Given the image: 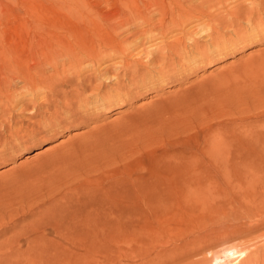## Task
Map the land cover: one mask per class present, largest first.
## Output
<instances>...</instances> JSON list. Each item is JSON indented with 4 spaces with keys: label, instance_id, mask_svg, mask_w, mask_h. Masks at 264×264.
I'll list each match as a JSON object with an SVG mask.
<instances>
[{
    "label": "rangeland",
    "instance_id": "1",
    "mask_svg": "<svg viewBox=\"0 0 264 264\" xmlns=\"http://www.w3.org/2000/svg\"><path fill=\"white\" fill-rule=\"evenodd\" d=\"M259 1L225 0L201 20L185 6L181 25L174 0H0V245L17 237L18 262L36 260L23 251L31 233L61 230L74 240L46 243L35 264H264ZM163 8L160 26L120 41L119 23ZM71 46L89 65L18 88L16 72Z\"/></svg>",
    "mask_w": 264,
    "mask_h": 264
},
{
    "label": "bare ground",
    "instance_id": "2",
    "mask_svg": "<svg viewBox=\"0 0 264 264\" xmlns=\"http://www.w3.org/2000/svg\"><path fill=\"white\" fill-rule=\"evenodd\" d=\"M78 2L80 1V0H77ZM76 0H73V4L74 5H77L78 4V2H77ZM178 5V8H177V10H178V12H177V17L175 18V17H173V19H172V21L173 22H171L170 20H169V22L170 23H172V24H175V23H177L178 21L180 22V24L182 25V21H184V19H185V17H186V15H185V13H187L188 11V9H186L185 10V8L187 7V8H189L190 9V11H192V13L194 12V14L195 13H197L198 15H199V17L197 18V20H201L202 19V16H204V17H206V18H209V17H214L215 16V12H220V9H222V7H224V1L225 0H174ZM230 1V0H229ZM232 2V1H231ZM239 2V1H238ZM65 3V2H64ZM236 3H237V1H236ZM245 3V2H244ZM261 3V0L259 1V4ZM69 4V3H68ZM242 4V3H241ZM251 4V3H250ZM258 4V3H257ZM262 4H264V3H262ZM247 5V4H246ZM256 5V4H255ZM175 6V5H174ZM176 6V7H177ZM186 6V7H185ZM79 7V6H78ZM83 7V6H82ZM239 7V6H238ZM166 8V7H165ZM169 8V7H168ZM172 8H174V7H172ZM225 8V7H224ZM234 8V7H233ZM167 9V8H166ZM226 10V9H225ZM235 10V9H234ZM234 10L232 11V10H230V12L232 11V13L234 12ZM241 10H243V9H241ZM240 10V11H241ZM249 10V9H248ZM247 10V11H248ZM253 10V9H252ZM228 11V10H227ZM236 11V10H235ZM238 11H239V8H238ZM244 11V10H243ZM242 11V12H243ZM246 11V10H245ZM244 11V12H245ZM254 11V10H253ZM170 12V11H169ZM173 12V11H172ZM224 12V11H223ZM255 12V11H254ZM190 13V12H189ZM237 13V12H236ZM235 13V14H236ZM239 13H241V12H239ZM256 13H258V11L256 10ZM142 14V13H141ZM157 14L158 15H160V18L158 19V21H156L152 16H150V14H147V15H149L150 17H146L145 16V18H143V19H141V20H138V21H136V22H132V21H130V22H124V23H119V25H117L119 28H121L122 29V31L124 32V33H126L124 36H123V38H121L122 40H120V41H122V42H126L127 44H128V39H130V38H135V36H137L138 34H143L144 33V31L149 27H156V25H157V23H159L158 24V26H160L161 25V21H163L164 20V16H165V14H164V8L163 9H160V10H158L157 11ZM167 14V13H166ZM175 14V13H174ZM226 14V13H225ZM246 14V13H245ZM244 13H243V15H245ZM138 15H139V13H138ZM157 15V16H158ZM169 15V14H168ZM185 15V16H184ZM191 15V14H190ZM198 15H196V16H198ZM233 16H235L234 15V13L232 14ZM237 16V18L235 17L233 20H228L229 22H230V24L231 23H237V20H238V18L240 19L241 18V16H243V15H238V13L236 14ZM201 16V17H200ZM228 16V15H227ZM232 16V17H233ZM247 16V15H246ZM172 17V16H171ZM219 17V16H218ZM232 17H231V19H232ZM190 18H192V17H190ZM244 18V17H243ZM134 19V18H133ZM196 19V18H195ZM212 18H210V21H212L211 20ZM214 19H215V17H214ZM214 19H213V21H214ZM220 19H222L221 18V16H220ZM228 19H230V18H228ZM237 19V20H236ZM245 19V18H244ZM135 21V20H134ZM216 22H214V23H216L217 25H219V24H226L227 22H224V21H226V20H215ZM168 22V23H169ZM253 22V21H252ZM164 23V22H163ZM239 23V22H238ZM237 23V24H238ZM200 24V23H199ZM203 24V23H202ZM215 24V25H216ZM220 26V25H219ZM116 27V26H115ZM197 27H199V26H197ZM202 27V26H201ZM114 28V27H113ZM159 28V27H158ZM180 28V27H179ZM151 29V28H150ZM160 29V28H159ZM49 31V30H48ZM116 31V30H115ZM114 31V32H115ZM119 32V31H118ZM197 32V31H196ZM216 32H217V30H216ZM50 33V32H49ZM64 33V32H63ZM122 33V32H121ZM218 33V32H217ZM217 33H215V34H217ZM220 33V32H219ZM119 34H120V32H119ZM62 35V34H61ZM113 35V34H112ZM111 35V36H112ZM116 35H118V34H116ZM121 35H123V33L121 34ZM218 35V34H217ZM110 36V37H111ZM120 35H118L116 38H118ZM153 36V35H152ZM208 36H209V34H208ZM39 37V36H38ZM109 37V38H110ZM113 37V36H112ZM112 37H111V42L112 43H114L115 42V39L113 38L112 39ZM115 37V36H114ZM204 37V36H203ZM207 37V36H206ZM46 38H47V36H46ZM108 38V39H109ZM138 38V37H137ZM210 38H211V36H210ZM188 39V38H187ZM190 39V38H189ZM211 39H213V38H211ZM82 40V39H81ZM137 40H139V39H137ZM50 41V40H49ZM74 42L76 41V40H73ZM109 41V40H108ZM117 41V40H116ZM133 41V40H132ZM186 41V40H185ZM196 41V40H195ZM80 42V41H79ZM110 42V41H109ZM119 41H117V43H118ZM122 42L120 43V44H122ZM75 43H77V42H75ZM99 43V42H98ZM101 43H103L104 45H106V44H111V43H107V40H105L104 42H102L101 41ZM131 43H133V42H131ZM139 43V42H138ZM80 44H81V42H80ZM93 44V43H92ZM96 44V43H95ZM100 44V43H99ZM76 45H79V44H76ZM82 45V44H81ZM86 45V44H85ZM167 45V44H166ZM72 46H73V44H72ZM71 46V47H72ZM95 46V45H94ZM107 46V45H106ZM118 46V49H119V47H122V45L121 46H119V44L117 45ZM116 46V47H117ZM126 46H128V45H125V47ZM58 47V46H57ZM70 47V46H69ZM84 47V46H83ZM109 47V46H108ZM108 47H105V48H108ZM36 48V47H35ZM74 47H72V49H73ZM104 48V47H103ZM104 48V49H105ZM110 48V50L112 51V50H114V49H116L115 48V46L114 47H112V48H114V49H112L111 47H109ZM108 48V49H109ZM55 49H57L56 47H55ZM66 49H68V48H66ZM121 49H123V47L122 48H120L119 50H118V52L119 51H121ZM158 49V48H157ZM47 50V49H46ZM51 50V49H50ZM49 50V51H50ZM93 50V49H92ZM127 50V49H126ZM48 51V52H49ZM61 51V50H60ZM77 51V52H76ZM76 51H74V49L73 50H66V51H64V52H58L57 50L55 51V52H49V53H44L43 54V58H41V59H39V61L38 62H36L34 65H33V67H31L30 68V70L29 71H27L26 70V72L24 73V77H21L20 76V74H19V72H21V70H19V72H16L15 73V79H21L22 80V83H23V85L22 86H19L18 88H22V90L23 89H25V90H27V91H25V93H32V92H37L38 90H39V88L40 87H44V86H46L45 84V78H46V70L48 71V69L47 68H50L51 70H54L53 72H57V70L56 69H58V67H60V69L62 70V73L64 72V71H70V70H72V71H74V70H78L77 68L78 67H81L83 64H86V66L87 65H89V62L87 61V60H91V59H88V56H89V53H87L86 52V50L84 49V48H80V50H79V48H78V50H76ZM95 51V50H94ZM107 51V50H106ZM124 51V50H123ZM122 51V52H123ZM141 51V50H140ZM145 51V50H144ZM46 52V51H45ZM156 52V51H155ZM41 53V52H40ZM94 53V52H93ZM102 53H103V51H102ZM108 53V52H107ZM111 53V52H110ZM113 53H114V51H113ZM121 52H119V54L118 55H121L120 54ZM124 53V52H123ZM141 53V52H140ZM100 53H98V51H97V53L95 54V56L96 57H98V55H99ZM38 55V54H37ZM42 55V54H41ZM101 55V54H100ZM99 55V57H101L102 58V56H100ZM113 55V54H112ZM123 55V54H122ZM121 55V56H122ZM126 55V54H125ZM167 55V54H166ZM171 55V54H170ZM189 55V54H188ZM104 56V55H103ZM109 56H111V55H109ZM108 56V57H109ZM141 56V55H140ZM119 57V56H118ZM39 58H40V56H39ZM98 59V58H97ZM96 59V60H97ZM100 59V58H99ZM98 59V60H99ZM149 59H151V58H149ZM189 59V58H188ZM97 60V61H98ZM105 60V59H104ZM145 60V59H144ZM107 61V60H106ZM121 61V60H120ZM92 61H90V63H91ZM100 62V61H99ZM124 62V61H123ZM122 62V63H123ZM119 64H121V63H119ZM12 65H13V63H12ZM26 65V64H25ZM91 66V65H90ZM125 66V65H124ZM94 67V66H93ZM76 68V69H75ZM95 68V67H94ZM116 68V67H115ZM125 68V67H124ZM151 69V68H150ZM17 70V69H16ZM60 70V71H61ZM106 70V69H105ZM59 71V70H58ZM24 72V71H23ZM34 73V74H36V77L35 78H33L34 77V74H33V77H32V74L31 73ZM77 73L79 72V71H76ZM75 72V73H76ZM105 72V71H104ZM110 72V71H109ZM150 72V71H149ZM48 73V72H47ZM61 73V74H62ZM73 73V75H75L74 74V72H72ZM99 73V72H98ZM116 73V72H115ZM31 76H30V75ZM45 74V75H44ZM58 74V73H57ZM70 74V73H69ZM80 74V73H79ZM102 74V73H101ZM2 75V74H1ZM49 75V74H48ZM53 75H55V73L53 74ZM52 74H51V76H53ZM72 75V76H73ZM106 75H107V72H106ZM108 75H109V73H108ZM107 75V76H108ZM114 75V74H113ZM2 77H3V75H2ZM50 77V76H49ZM49 77H47V78H49ZM66 77V76H65ZM70 77V76H69ZM77 77H78V75H77ZM87 77V76H86ZM103 77V76H102ZM105 77V76H104ZM103 77V78H104ZM4 78V77H3ZM9 78V77H8ZM46 78V79H47ZM55 78V77H54ZM74 78V80H75V78H76V76H74L73 77ZM84 78H85V76H84ZM89 78V77H88ZM100 78V77H99ZM106 78V77H105ZM108 78V77H107ZM82 79V78H81ZM101 79V78H100ZM112 79V78H111ZM114 79V78H113ZM112 79V80H113ZM50 80V79H49ZM61 80V79H60ZM65 80H67V77H66V79ZM64 80V81H65ZM70 80V79H69ZM73 80V79H72ZM72 80H70V81H72ZM84 80V79H83ZM87 80V79H86ZM7 81H9V80H7ZM20 81V80H19ZM51 81V80H50ZM59 81V80H58ZM78 81V80H77ZM85 81V80H84ZM89 81V80H88ZM88 81H86L87 83H88ZM105 81V80H104ZM108 81H109V79H108ZM114 82H115V80H113ZM82 81H80V83H81ZM98 82H100V81H98ZM97 82V83H98ZM112 82V81H111ZM45 83V84H44ZM52 84V86H53V83L52 82H49V84ZM73 83H75L76 84V82H73ZM87 83H85V84H87ZM103 84H104V82H102ZM102 83H101V85H102ZM106 83H107V81H106ZM106 83H105V85H106ZM17 84V83H16ZM48 84V85H49ZM66 84V83H65ZM68 85H69V82L67 83ZM70 84H72V83H70ZM84 83L82 84L81 83V85L82 86H80V91H81V89L83 88V91H84V89L86 88L87 90H88V88L87 87H89V86H87V85H85ZM90 84H92V82L90 83ZM96 84V83H95ZM47 85V86H48ZM67 85V86H68ZM74 85V84H73ZM77 85H78V83H77ZM84 85V86H83ZM89 85V84H88ZM100 85V84H99ZM17 86V85H16ZM50 86V85H49ZM48 86V87H49ZM52 86H51V88H52ZM59 86V85H58ZM61 86V85H60ZM72 86V85H71ZM96 86V85H95ZM48 87H46V88H48ZM70 87V86H69ZM76 87V86H75ZM75 87H72V88H75ZM92 87V86H91ZM103 87V86H102ZM8 88V87H7ZM10 88V87H9ZM15 88V87H14ZM28 88H30L31 90H28ZM50 88V89H51ZM77 88H78V92H79V87L77 86ZM93 88V87H92ZM104 88V87H103ZM53 90H54V88H52ZM76 89V88H75ZM96 89H100L98 86L96 87ZM96 89L95 90H93V91H95L96 92ZM102 89V88H101ZM14 90H17V89H14ZM48 90H49V88H48ZM73 90V89H72ZM87 90H86V92H87ZM98 90H97V92H98ZM7 91V90H6ZM24 91V90H23ZM42 91V90H41ZM56 91V90H55ZM68 91V90H67ZM76 91V90H75ZM83 91H81V93L83 92ZM16 92V91H15ZM22 92V91H21ZM21 92H20V94H21ZM51 92V91H50ZM61 92H62V90H61ZM70 92V91H69ZM74 92V91H73ZM88 92H89V90H88ZM92 92V91H91ZM96 92V94H98ZM17 93V92H16ZM53 93V92H52ZM56 92H54V94H55ZM58 93H60V92H58ZM58 93H56V94H58ZM63 94H64V92H62ZM66 93H68V92H66ZM80 93V92H79ZM78 93V94H79ZM81 93H80V96H82L81 95ZM84 93V92H83ZM5 94V87L4 86H0V95L1 96H3ZM8 94V93H7ZM20 94H18V95H20ZM53 94V95H54ZM90 94V93H89ZM94 94L95 93H93V96H94ZM25 95V94H24ZM31 95H33V94H31ZM59 95V94H58ZM58 95H55V97L56 96H58ZM67 95V94H66ZM69 96L71 95V96H73V98L75 99V97H74V95H77L76 93H71V94H68ZM21 96V95H20ZM22 96H23V94H22ZM21 96V97H22ZM28 96V95H27ZM37 96V95H36ZM69 97V98H72V97ZM79 96V97H80ZM85 96V95H84ZM97 96V95H96ZM6 98H8L7 97V95L5 96ZM9 97H11L10 95H9ZM24 97V96H23ZM77 97V96H76ZM83 97V96H82ZM13 97H11V99H12ZM59 98H60V96H59ZM58 98V99H59ZM63 98H65V97H63L62 96V99L61 100H63L64 101V99ZM67 98V97H66ZM69 98H68V100H69ZM78 98V97H77ZM81 98V97H80ZM88 98V97H87ZM4 99V98H3ZM9 99V98H8ZM6 100V101H8V102H11V101H9V100ZM46 99V98H45ZM79 99V98H78ZM78 99H75V101H77ZM83 99H85L84 97H83ZM82 99V100H83ZM1 100V99H0ZM21 100H24V99H22L21 98ZM20 100V101H21ZM81 99H80V101H82ZM18 101V100H17ZM48 101H49V99H48ZM47 101V102H48ZM71 101V102H70ZM72 101H73V99L71 100H69V102L71 103H68L67 105H69V106H67V107H70V105H72ZM79 101V102H80ZM1 102H3V100L1 101ZM14 102V101H13ZM22 102V101H21ZM55 102H56V100H55ZM54 102V103H55ZM65 102H67V101H65ZM78 101H77V103L78 104H80ZM83 102V101H82ZM5 103H7V102H5ZM12 103V102H11ZM15 103V102H14ZM18 103H20L19 101L17 102V104ZM23 103V102H22ZM36 103V102H35ZM42 103H44V102H42ZM50 103V102H49ZM75 103V102H74ZM76 103V104H77ZM27 104V103H26ZM30 104V103H29ZM56 104V103H55ZM58 104V103H57ZM56 104V105H57ZM64 104H66V103H64L63 102V104L62 105H64ZM75 105V104H74ZM28 106V105H27ZM58 106H60V105H58ZM65 106V108H66V105H64ZM75 106H78V105H75ZM49 107H51V106H49ZM52 107H53V105H52ZM55 107V106H54ZM71 107H74V106H71ZM56 109H57V107H55ZM61 109V108H60ZM62 109H63V107H62ZM68 109V108H67ZM53 111H54V109H53ZM52 111V112H53ZM62 111V110H61ZM1 112H3V111H1ZM60 114H61V112H60ZM58 115V114H57ZM56 116V115H55ZM3 128V127H2ZM6 128V127H5ZM8 129V128H7ZM8 131V130H7ZM253 211V210H252ZM255 212V211H254ZM252 213V212H251ZM257 213H259V212H257ZM256 213V214H257ZM249 215H250V213H249ZM251 216V215H250ZM59 232V231H58ZM58 232H55V234H54V238H46L45 237V235H46V232H44V231H36V232H33V233H31V234H35L34 236H32V238H30V240L28 241V244L26 245V248L23 250L24 252H27L28 254H27V256H30L29 254H31V255H33L35 258H36V260H38L39 262H43V261H45V260H47L48 258H46L45 259V255H47L48 253H47V251L45 250V249H43L42 250V248H43V246L46 244V243H50V244H54L55 246H63L64 244H63V242H65V241H68V237H71L72 238V240H74V238H73V236L71 235V233L70 232H68V231H65V232H61V230H60V232L58 233ZM27 232H25V234H26ZM63 233H66L67 235H68V237L67 236H65V235H63ZM27 234H29V233H27ZM26 236V235H25ZM27 237V236H26ZM13 238V237H12ZM16 238V241L14 242V243H12L11 241H6L5 242V245H0V264H35V259L34 260H31V259H29V260H25L23 263H19L18 262V259H20V257H21V247L18 245V239H17V237H15ZM14 239V238H13ZM13 241V240H12ZM69 243V242H68ZM6 244H9V245H7L6 246ZM64 247V246H63ZM26 256V257H27ZM77 264H82V263H77Z\"/></svg>",
    "mask_w": 264,
    "mask_h": 264
}]
</instances>
